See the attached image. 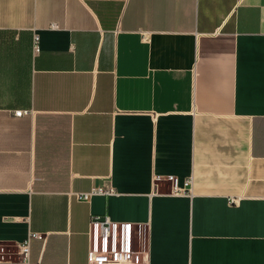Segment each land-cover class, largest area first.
Returning a JSON list of instances; mask_svg holds the SVG:
<instances>
[{"label": "crops", "instance_id": "crops-1", "mask_svg": "<svg viewBox=\"0 0 264 264\" xmlns=\"http://www.w3.org/2000/svg\"><path fill=\"white\" fill-rule=\"evenodd\" d=\"M96 216L139 264H264V0H0V264H90Z\"/></svg>", "mask_w": 264, "mask_h": 264}, {"label": "built area", "instance_id": "built-area-1", "mask_svg": "<svg viewBox=\"0 0 264 264\" xmlns=\"http://www.w3.org/2000/svg\"><path fill=\"white\" fill-rule=\"evenodd\" d=\"M35 50H39V39L38 36L35 39ZM29 110H18L17 115H23L28 113ZM192 180L188 179L186 181L185 187L179 186V181L176 179L174 182V191L183 192L186 191L187 186L191 185ZM113 189L104 188V187H94L89 192L80 193L79 197L82 199H88L94 194H111ZM91 224L95 228V231L99 233L102 241V248L100 250L94 249L89 253L90 264H139V258L135 255V252L132 251L127 246L116 249L111 247L108 249V244L110 239H112V231L117 227H120L122 235L128 237L131 229V222H115L109 216L104 218L96 216L91 221ZM24 253L28 252V244L23 245ZM1 249V248H0Z\"/></svg>", "mask_w": 264, "mask_h": 264}]
</instances>
